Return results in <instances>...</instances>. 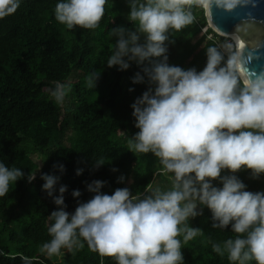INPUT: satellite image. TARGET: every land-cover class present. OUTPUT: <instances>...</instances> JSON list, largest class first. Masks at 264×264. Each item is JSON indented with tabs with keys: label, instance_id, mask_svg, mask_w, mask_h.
Masks as SVG:
<instances>
[{
	"label": "clouds",
	"instance_id": "clouds-1",
	"mask_svg": "<svg viewBox=\"0 0 264 264\" xmlns=\"http://www.w3.org/2000/svg\"><path fill=\"white\" fill-rule=\"evenodd\" d=\"M207 9L210 0H195ZM193 0H132L128 18L137 28L128 32L111 30L117 37L107 59L109 67L120 70L134 61L143 65L133 83L148 85L131 105L135 127L129 148L152 152L159 158L162 171L171 174V187H153L143 198L131 195L128 187H118L110 194L102 192L104 181L96 179L86 185L93 195L77 200L72 212L66 210L61 185L53 197L59 206L50 212L54 221L48 232L51 239L40 251L51 256L62 247H79L83 237L90 249L102 256L115 257L117 264H180L181 241L192 239L201 230L184 223L197 215V204L211 212L213 227L230 226L237 235L221 244L215 252L227 253L229 261L244 264L253 259L264 264V191H250L235 174L250 170L252 178L264 174V75L245 80L236 92L239 69L237 56L231 55L223 66L222 55L215 47L207 49L205 66L182 69L167 63L166 33L180 30L192 22L188 7ZM231 9L237 0H216ZM19 0H0V17L13 13ZM105 0H56L55 19L72 28H95L104 12ZM144 40L140 42V34ZM89 85H93V77ZM68 85L59 81L49 94L63 104ZM131 90V89H130ZM39 166V165H38ZM62 172L63 164L58 165ZM227 170L226 174L222 172ZM76 170V174L81 173ZM23 176L21 169L0 162V196L8 192L10 182ZM29 181L34 174L28 175ZM42 189L52 196L58 176L42 174ZM123 180V176L118 178ZM213 181H219V186ZM79 198L81 192L71 193ZM25 264L31 261L22 257Z\"/></svg>",
	"mask_w": 264,
	"mask_h": 264
},
{
	"label": "trees",
	"instance_id": "trees-1",
	"mask_svg": "<svg viewBox=\"0 0 264 264\" xmlns=\"http://www.w3.org/2000/svg\"><path fill=\"white\" fill-rule=\"evenodd\" d=\"M55 3L19 0L13 13L0 17V162L23 173L0 196V264H25L22 257L30 258L29 264H117L115 257L102 256L79 236V247H62L51 256L40 248L51 239L48 227L54 221L49 214L59 207L53 197L59 195L61 185L66 186V210L72 212L77 200L93 195L86 190L93 180L105 182L102 192L128 187L131 195L143 198L162 169V165L155 167L159 158L152 152L129 148L138 131L131 105L149 87L146 76L143 82L133 83L136 73L144 76L143 65L132 61L125 70L107 65L117 39L111 30L123 27L127 37L137 28L128 18L132 0H105L103 15L91 29L58 22ZM192 13L190 24L166 33L167 63L200 71L207 49L215 47L223 66L235 48L223 50L227 38L208 26L204 8H194ZM235 74L239 92L243 82ZM56 81L68 85L69 103L58 104L49 94ZM77 169L82 170L79 175ZM32 174L34 179L29 181L27 176ZM42 174L59 177L52 196L42 189ZM235 174L248 190L264 191V174L252 178L244 168ZM74 189L80 190L79 198L71 195ZM196 212L184 223L201 231L188 241L183 233L177 236L183 256L180 264H238L229 261L226 252L221 255L212 248L213 244L223 247L225 239L237 234L230 226L214 228L207 207Z\"/></svg>",
	"mask_w": 264,
	"mask_h": 264
},
{
	"label": "water",
	"instance_id": "water-1",
	"mask_svg": "<svg viewBox=\"0 0 264 264\" xmlns=\"http://www.w3.org/2000/svg\"><path fill=\"white\" fill-rule=\"evenodd\" d=\"M205 16L208 26L220 36L239 38L238 63L246 80L264 75V0H237L231 9L210 0ZM236 73L244 84L239 69Z\"/></svg>",
	"mask_w": 264,
	"mask_h": 264
},
{
	"label": "crops",
	"instance_id": "crops-1",
	"mask_svg": "<svg viewBox=\"0 0 264 264\" xmlns=\"http://www.w3.org/2000/svg\"><path fill=\"white\" fill-rule=\"evenodd\" d=\"M161 164L159 163V161H157L155 167L157 166H160ZM223 175V173H222ZM171 174L170 173H164V174H161L159 173L158 175H155L153 180H152V183L149 187V190H148V194L151 193V189L153 187H156V186H159L162 190L164 189H167V188H170L171 187ZM214 184H217L219 185V181H213ZM203 206L202 205H199L197 204V208H196V211H199Z\"/></svg>",
	"mask_w": 264,
	"mask_h": 264
},
{
	"label": "rangeland",
	"instance_id": "rangeland-1",
	"mask_svg": "<svg viewBox=\"0 0 264 264\" xmlns=\"http://www.w3.org/2000/svg\"><path fill=\"white\" fill-rule=\"evenodd\" d=\"M234 39H232V38H227L225 41H224V43L222 44V48H223V50H230L232 47H234L235 48V44H234V41H233ZM69 101H70V98L68 97V98H66V96H65V98H64V102H67V103H69ZM35 158V157H34ZM227 172V170H224L222 173L223 174H225Z\"/></svg>",
	"mask_w": 264,
	"mask_h": 264
},
{
	"label": "bare ground",
	"instance_id": "bare-ground-1",
	"mask_svg": "<svg viewBox=\"0 0 264 264\" xmlns=\"http://www.w3.org/2000/svg\"><path fill=\"white\" fill-rule=\"evenodd\" d=\"M230 38H232V39H234L233 41H235V43H236V45H237V48H238V52H237V61H238V56H239V51H240V47H241V42H240V40H239V38L238 37H236V36H233V37H230ZM239 64V63H238ZM239 72H240V74L242 75V77H243V79H244V81L246 80V78L244 77V75L242 74V72H241V70H240V66H239Z\"/></svg>",
	"mask_w": 264,
	"mask_h": 264
},
{
	"label": "built area",
	"instance_id": "built-area-1",
	"mask_svg": "<svg viewBox=\"0 0 264 264\" xmlns=\"http://www.w3.org/2000/svg\"><path fill=\"white\" fill-rule=\"evenodd\" d=\"M200 7H201V6H200L198 3H196L195 0H193V3L190 5V7L187 8V10L190 11L191 14H192V16H193V13H192L193 9H194V8L198 9V8H200ZM201 8H202V7H201ZM204 10H205V8H204ZM193 18H194V17H193ZM204 31H205V29H204ZM159 173L164 174V173H166V172H164V171L161 170Z\"/></svg>",
	"mask_w": 264,
	"mask_h": 264
}]
</instances>
